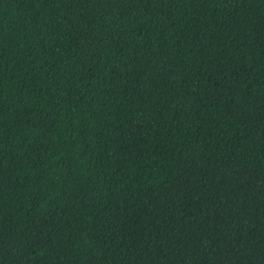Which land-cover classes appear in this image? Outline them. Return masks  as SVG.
<instances>
[{
  "label": "trees",
  "instance_id": "1",
  "mask_svg": "<svg viewBox=\"0 0 264 264\" xmlns=\"http://www.w3.org/2000/svg\"><path fill=\"white\" fill-rule=\"evenodd\" d=\"M0 264H264V0H0Z\"/></svg>",
  "mask_w": 264,
  "mask_h": 264
}]
</instances>
